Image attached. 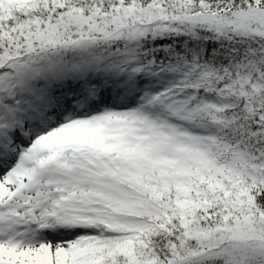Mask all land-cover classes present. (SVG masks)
<instances>
[{
    "label": "snow or ice",
    "instance_id": "snow-or-ice-1",
    "mask_svg": "<svg viewBox=\"0 0 264 264\" xmlns=\"http://www.w3.org/2000/svg\"><path fill=\"white\" fill-rule=\"evenodd\" d=\"M0 264H264V0H0Z\"/></svg>",
    "mask_w": 264,
    "mask_h": 264
}]
</instances>
